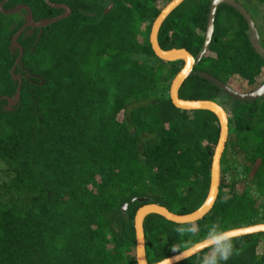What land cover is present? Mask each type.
<instances>
[{
    "label": "trees",
    "instance_id": "obj_1",
    "mask_svg": "<svg viewBox=\"0 0 264 264\" xmlns=\"http://www.w3.org/2000/svg\"><path fill=\"white\" fill-rule=\"evenodd\" d=\"M46 1L0 0V264H137L134 218L148 203L131 201L154 200L177 216L198 210L210 187L218 119L171 103L183 61L156 58L149 35L174 0ZM212 1L184 0L157 33L162 51L184 50L194 60L179 99L200 90V100L213 99L227 116L218 195L196 221L191 246L217 218L225 230L264 223V95L236 101L203 77L253 94L264 84V59L235 10L218 5L210 22ZM233 1L264 14V0ZM58 6L70 14L29 24V17L41 25L62 16ZM178 225L145 216L148 264L178 255L171 251ZM262 236L234 239L240 254L226 264H264ZM173 264H197V255Z\"/></svg>",
    "mask_w": 264,
    "mask_h": 264
},
{
    "label": "water",
    "instance_id": "obj_2",
    "mask_svg": "<svg viewBox=\"0 0 264 264\" xmlns=\"http://www.w3.org/2000/svg\"><path fill=\"white\" fill-rule=\"evenodd\" d=\"M46 1V0H45ZM184 0H174L172 1L160 14L158 19L153 24V27L150 31L149 35V43L151 45V48L154 52V54L160 58L162 61L166 62H172L174 60H182L184 65L183 68L179 71V73L175 76L171 83L170 87V99L172 105L182 111H194V110H207L212 112L216 118L218 119L219 128H220V134L219 139L213 154L212 158V165H211V174H210V187L208 191L207 199L205 200L204 204L200 207L198 211L195 213H192L190 215H184V216H177L174 214L169 213L166 209L163 207L156 205L154 200L150 199H133L131 203H134L136 201L142 202V203H148L145 206H143L135 215L134 218V229H135V235H136V261L137 264H148L145 259L144 254V240H143V232H142V223L145 216L149 214H156L160 217L166 219L167 221L181 224L185 222L186 220H191L193 222H196L200 219H202L209 210L213 207V204L216 201L217 194H218V186H219V172H220V159L222 152L224 150L225 142L227 139V132H228V123H227V116L225 111L222 109L220 105L213 101H204V100H195V101H183L180 100L178 97V90L184 80L188 77L189 74H191L192 68L194 66V60L192 56L184 51V50H172V51H162L157 43V33L160 28V25L162 21L165 19V17L174 9L176 8L181 2ZM47 2V1H46ZM50 5V4H49ZM218 5H226L233 10H235L237 13H239L243 19L246 22V25L248 27V33H249V41L251 44V47L254 49V51L264 59V50L261 48L256 29L253 26V23L248 15V13L244 10V8L236 3L233 0H213L210 6V22H212V19L215 14L216 7ZM52 6V5H50ZM1 7V6H0ZM54 7V6H52ZM55 8H60L64 10V14L54 20H50L46 22L45 24L37 25L32 23L30 17H29V24L33 27H45L51 23H54L56 21L62 20L63 18L67 17L70 14V10L64 6H58ZM111 6L107 8L105 12H107ZM19 10V9H18ZM22 30V29H21ZM21 32V31H20ZM20 32L17 34L19 35ZM17 35L13 38L17 37ZM22 55V51L20 52V57ZM19 57V58H20ZM18 62V61H17ZM203 77L206 81H208L210 84L214 85L218 90H220L223 94L227 95L228 97L240 101V102H253L264 95V84L261 85L256 91L252 92L253 94H242L240 92H237L233 89L228 88L227 86L223 85L220 81L217 79L207 75L203 74ZM18 99V95H16V99L14 102H16ZM223 192H227V190L223 189ZM128 204H124L121 212L122 214H125L127 210ZM124 218L126 216L124 215ZM237 232V237L247 236V235H253V234H259L264 233V224H258L255 226L245 227L242 229L235 230ZM194 249V252L199 253L205 249L201 248L200 243L192 246ZM195 254H192L188 256L187 258L193 256ZM170 264L177 263L180 261H183L187 258H180L177 256L172 257ZM155 264H160L155 263Z\"/></svg>",
    "mask_w": 264,
    "mask_h": 264
},
{
    "label": "clouds",
    "instance_id": "obj_3",
    "mask_svg": "<svg viewBox=\"0 0 264 264\" xmlns=\"http://www.w3.org/2000/svg\"><path fill=\"white\" fill-rule=\"evenodd\" d=\"M207 196L208 193L205 196V200L207 199ZM205 228L206 234L199 243L202 249H208V251L202 257L194 252V249L191 246V237L198 236L200 233L199 224L191 220H186L174 228V232L180 237V242L174 243L171 247V251L178 253V257L180 258H187L192 254H196L197 264H226L234 254H240V250L236 249L233 244V240L237 238V232L235 230L222 229L219 218H217L216 222L211 223L210 225H205ZM185 237H188L189 239H184ZM171 259L164 258L160 261V264H170Z\"/></svg>",
    "mask_w": 264,
    "mask_h": 264
},
{
    "label": "rangeland",
    "instance_id": "obj_4",
    "mask_svg": "<svg viewBox=\"0 0 264 264\" xmlns=\"http://www.w3.org/2000/svg\"><path fill=\"white\" fill-rule=\"evenodd\" d=\"M238 4L239 5H241L243 8H246L245 6H244V2L243 1H239L238 2ZM247 9H248V11L249 12H247V13H249L252 17H253V19L255 20V25L257 26V30H258V37L260 38L261 37V39H262V41H264V14L262 15L261 13V11H259L258 9H256V8H252L251 6H247ZM246 10V9H245ZM262 16H261V15ZM259 40V39H258ZM156 56V55H155ZM156 58H158L157 56H156ZM147 59L149 60V58L147 57ZM160 59V58H159ZM155 60V59H154ZM161 60V59H160ZM175 61V60H174ZM183 65H184V63H183ZM240 86L238 85V86H235V88H234V90H236V91H241L240 90ZM196 91H194V92H190L189 94H187V95H185V94H182L184 97L183 98H185L186 100L187 99H189V100H193V101H195V100H200V99H203V97H206V94H204V93H200V90L199 91H197V89H195ZM249 90V89H248ZM242 92V91H241ZM248 92H250V91H245L244 93H248ZM220 95V94H219ZM222 97V96H221ZM195 99V100H194ZM186 100H183V101H186ZM204 101H207V100H204ZM225 102H223L222 100H221V102L223 103V104H227L228 105V102H227V100H224ZM231 103V105H232V107L236 110V109H238L241 105H239L238 103H235V102H232V101H230L229 102V104ZM227 105H226V107H227ZM230 164V163H229ZM241 185H238L237 187H236V192H238V190L239 189H241ZM263 243H264V236H262V242L260 243V246H259V253L262 251V248H263ZM196 245V244H195ZM208 251V250H207ZM258 253V254H259ZM231 260H232V258H231Z\"/></svg>",
    "mask_w": 264,
    "mask_h": 264
},
{
    "label": "crops",
    "instance_id": "obj_5",
    "mask_svg": "<svg viewBox=\"0 0 264 264\" xmlns=\"http://www.w3.org/2000/svg\"><path fill=\"white\" fill-rule=\"evenodd\" d=\"M210 101H213V99L212 100H210ZM262 224H264V223H262ZM243 237V236H242Z\"/></svg>",
    "mask_w": 264,
    "mask_h": 264
}]
</instances>
